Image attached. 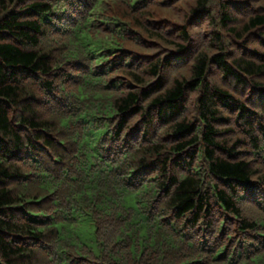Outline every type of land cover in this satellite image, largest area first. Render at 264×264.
I'll list each match as a JSON object with an SVG mask.
<instances>
[{
  "label": "trees",
  "instance_id": "trees-1",
  "mask_svg": "<svg viewBox=\"0 0 264 264\" xmlns=\"http://www.w3.org/2000/svg\"><path fill=\"white\" fill-rule=\"evenodd\" d=\"M0 264H264V0H0Z\"/></svg>",
  "mask_w": 264,
  "mask_h": 264
},
{
  "label": "rangeland",
  "instance_id": "rangeland-1",
  "mask_svg": "<svg viewBox=\"0 0 264 264\" xmlns=\"http://www.w3.org/2000/svg\"><path fill=\"white\" fill-rule=\"evenodd\" d=\"M89 228V223L86 221L84 216H81L80 223L76 231L81 235L82 239L86 241H91V239H93V234L89 232Z\"/></svg>",
  "mask_w": 264,
  "mask_h": 264
}]
</instances>
